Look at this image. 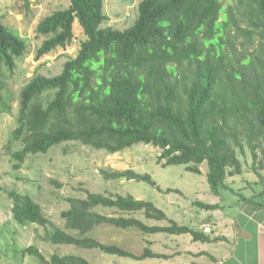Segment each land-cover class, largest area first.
Segmentation results:
<instances>
[{
	"label": "trees",
	"instance_id": "16d2710c",
	"mask_svg": "<svg viewBox=\"0 0 264 264\" xmlns=\"http://www.w3.org/2000/svg\"><path fill=\"white\" fill-rule=\"evenodd\" d=\"M22 2L29 6L27 0ZM103 3L69 0L66 9L38 23L36 31L45 38L36 50L37 59L69 45L75 22L84 39L60 73L35 74L22 87L13 134L23 147L12 153L14 167L19 168L28 154H44L64 142L111 154L143 143L161 150L157 163L164 160L163 166L185 165L198 174L205 162L210 191L216 195L220 189L230 191L227 176L243 170L238 151L247 147L254 160L259 151L264 158V0H140L135 21L124 29L102 26ZM26 50L25 39L11 31L0 15V114L10 111L6 79ZM101 174L105 180L134 179L155 185L149 174L132 169L101 170ZM7 194L14 220L51 225L47 239L53 244L134 257L117 244L87 235L101 224L212 240L203 229L180 226L171 219L167 226L147 225L133 216L94 211L101 206L166 219L151 201L132 195L87 191L85 198L70 197L68 208L60 213L64 228H59L29 195L14 190ZM196 204L205 210L218 207ZM25 251L43 264H90L76 254H52L46 259L34 247ZM148 257L162 255L147 247L135 258Z\"/></svg>",
	"mask_w": 264,
	"mask_h": 264
},
{
	"label": "rangeland",
	"instance_id": "374dc122",
	"mask_svg": "<svg viewBox=\"0 0 264 264\" xmlns=\"http://www.w3.org/2000/svg\"><path fill=\"white\" fill-rule=\"evenodd\" d=\"M0 0L2 22L19 37L25 39L26 53L16 60V67L6 79L4 93L11 100L9 112L0 114V264H43L36 256L26 253L27 247L36 248L46 259L52 254H76L85 257L90 264H205L204 257L191 251L201 249V242L192 240L190 234L143 233L136 229H121L101 224L87 235L103 243L117 244L134 257L106 255L97 249H83L74 245L53 244L47 239L51 225L34 223L19 224L12 215V199L7 192L14 190L29 195L40 204L43 214L54 225L64 228L61 211L68 208L70 197L85 198L87 191L105 196L132 195L137 199L151 201L164 211L165 220L147 219L141 211L120 212L114 208L95 207L94 211L107 216H133L147 225L167 226L169 220L194 230L208 226V210L196 203H219L220 198L212 193L206 180L207 165H200V173L186 170L185 165L163 166L157 163L160 149L150 144H137L116 153L94 149L79 142H64L52 147L47 153L28 154L19 168L12 153L22 149L20 139H14L18 126L20 91L35 74L54 76L61 72L63 63L74 57L84 39L81 28L73 24L74 37L66 47L56 48L41 58H35L36 50L45 36L37 31L38 23L54 11L66 9L69 0ZM140 0H104L106 19L102 26L124 29L137 17ZM242 174L227 176L226 183L236 194L223 191L224 197L254 196L264 200V158L260 151L257 159L245 147L237 152ZM132 169L140 174H149L155 185L134 179L105 180L101 170L107 172ZM260 175V177L258 176ZM170 189V191H169ZM262 195H259L262 192ZM237 195V196H236ZM259 195V196H257ZM227 211L231 212L230 207ZM66 229V228H65ZM67 232L76 234V231ZM162 255L157 258L137 259L145 248Z\"/></svg>",
	"mask_w": 264,
	"mask_h": 264
},
{
	"label": "crops",
	"instance_id": "0c3cea01",
	"mask_svg": "<svg viewBox=\"0 0 264 264\" xmlns=\"http://www.w3.org/2000/svg\"><path fill=\"white\" fill-rule=\"evenodd\" d=\"M229 192L232 197L236 194L233 189ZM216 196L220 202L211 204L218 207L208 210V226L202 227L212 240L201 242V249L191 252L204 257L205 264H264V200ZM230 207L231 212L227 211Z\"/></svg>",
	"mask_w": 264,
	"mask_h": 264
},
{
	"label": "water",
	"instance_id": "95a60500",
	"mask_svg": "<svg viewBox=\"0 0 264 264\" xmlns=\"http://www.w3.org/2000/svg\"><path fill=\"white\" fill-rule=\"evenodd\" d=\"M205 231H207V229Z\"/></svg>",
	"mask_w": 264,
	"mask_h": 264
}]
</instances>
